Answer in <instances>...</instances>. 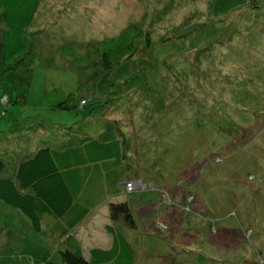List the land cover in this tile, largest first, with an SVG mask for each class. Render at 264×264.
<instances>
[{"label":"rangeland","instance_id":"374dc122","mask_svg":"<svg viewBox=\"0 0 264 264\" xmlns=\"http://www.w3.org/2000/svg\"><path fill=\"white\" fill-rule=\"evenodd\" d=\"M114 120L133 264H264V0H0L4 173ZM106 224L73 229L84 253ZM0 264L64 263L0 201Z\"/></svg>","mask_w":264,"mask_h":264},{"label":"trees","instance_id":"16d2710c","mask_svg":"<svg viewBox=\"0 0 264 264\" xmlns=\"http://www.w3.org/2000/svg\"><path fill=\"white\" fill-rule=\"evenodd\" d=\"M250 4L256 6V1ZM4 100L10 102L8 94ZM54 106L72 107L66 101ZM126 134L119 122H108L94 135L85 133L76 140L70 136L55 146L37 148L16 161L9 174L0 158V201L18 209L31 228L59 250L64 264L134 263L135 251L127 236L128 228L137 227L132 208L127 200L113 196L127 190L121 184L130 170ZM101 204L108 210L110 224L105 229L111 243L84 253L72 231Z\"/></svg>","mask_w":264,"mask_h":264},{"label":"built area","instance_id":"2783aa9c","mask_svg":"<svg viewBox=\"0 0 264 264\" xmlns=\"http://www.w3.org/2000/svg\"><path fill=\"white\" fill-rule=\"evenodd\" d=\"M126 188H127V184H126Z\"/></svg>","mask_w":264,"mask_h":264}]
</instances>
